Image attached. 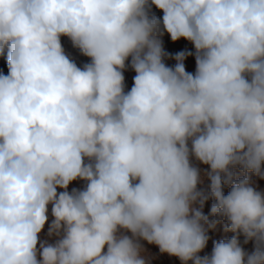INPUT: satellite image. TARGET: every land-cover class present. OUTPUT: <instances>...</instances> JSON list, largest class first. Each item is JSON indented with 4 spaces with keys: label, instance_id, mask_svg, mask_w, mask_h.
I'll list each match as a JSON object with an SVG mask.
<instances>
[{
    "label": "clouds",
    "instance_id": "clouds-1",
    "mask_svg": "<svg viewBox=\"0 0 264 264\" xmlns=\"http://www.w3.org/2000/svg\"><path fill=\"white\" fill-rule=\"evenodd\" d=\"M5 54L0 264H264V0H0Z\"/></svg>",
    "mask_w": 264,
    "mask_h": 264
},
{
    "label": "rangeland",
    "instance_id": "rangeland-1",
    "mask_svg": "<svg viewBox=\"0 0 264 264\" xmlns=\"http://www.w3.org/2000/svg\"><path fill=\"white\" fill-rule=\"evenodd\" d=\"M152 11L155 13V15L158 18H161L163 13L161 10L156 9L153 7ZM163 42H164V47L165 50L168 51L169 53L175 54L180 51H192L194 52V48L191 43L188 41H185L183 39L177 41V42H172L170 37L165 33L163 36ZM62 44L67 52V54L75 60V62L78 64V66H82L84 63L89 62V58L82 56L79 51L75 48L72 47L71 42L68 40L67 37H62ZM168 66H174L175 65V60L173 59H168L165 61ZM185 67L186 70L189 72H195V58L193 56H188L187 59L185 60ZM0 72H3L4 74H7V62H6V54L0 56ZM125 75V84H126V90H130L132 83H133V77L135 75L134 71L131 70L130 68L127 69L124 73ZM195 163V161H194ZM202 169L206 168L207 166L205 165H200ZM255 180L256 178L253 177ZM259 184L260 189H264V181H257ZM208 184V181L205 179L204 182V187L206 188ZM81 188L83 187V182L82 181H75L69 186V190L71 188ZM229 189L225 187L224 192L225 195L228 193ZM212 200L209 199L203 208V212L205 215H208L210 213V208H211ZM46 231V229H45ZM210 239L205 247V249L200 253L201 256L206 255V254H211L212 248H213V242L218 241L221 239H229L233 235L232 233L224 232L223 230V222L217 226V228L213 231H209L208 233ZM42 238H44L42 236ZM241 241H243V237H241ZM144 245V248L146 249L147 252V258L150 260V264H181V261L176 258L169 256L167 254H161L159 252V249L155 245H149L147 242H142ZM246 251L251 252L253 249V245L250 242L247 245H243ZM191 264V262H189Z\"/></svg>",
    "mask_w": 264,
    "mask_h": 264
}]
</instances>
